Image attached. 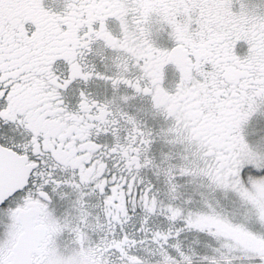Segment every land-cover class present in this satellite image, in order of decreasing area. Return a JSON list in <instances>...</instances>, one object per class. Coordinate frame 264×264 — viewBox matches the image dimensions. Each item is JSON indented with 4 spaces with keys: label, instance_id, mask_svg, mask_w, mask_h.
I'll return each mask as SVG.
<instances>
[{
    "label": "snow or ice",
    "instance_id": "6c2138e0",
    "mask_svg": "<svg viewBox=\"0 0 264 264\" xmlns=\"http://www.w3.org/2000/svg\"><path fill=\"white\" fill-rule=\"evenodd\" d=\"M0 264H264V0H0Z\"/></svg>",
    "mask_w": 264,
    "mask_h": 264
}]
</instances>
